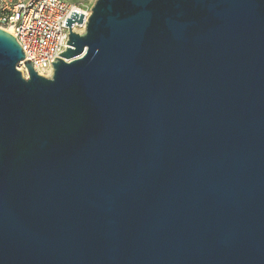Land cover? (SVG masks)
Masks as SVG:
<instances>
[{"label": "water", "instance_id": "1", "mask_svg": "<svg viewBox=\"0 0 264 264\" xmlns=\"http://www.w3.org/2000/svg\"><path fill=\"white\" fill-rule=\"evenodd\" d=\"M66 26L50 78L0 28V264H264V0Z\"/></svg>", "mask_w": 264, "mask_h": 264}, {"label": "built area", "instance_id": "2", "mask_svg": "<svg viewBox=\"0 0 264 264\" xmlns=\"http://www.w3.org/2000/svg\"><path fill=\"white\" fill-rule=\"evenodd\" d=\"M73 12L85 15L86 21L91 14L63 0H0V28L16 38L34 70L50 78L56 58L69 48L66 22ZM80 27L74 24L73 30Z\"/></svg>", "mask_w": 264, "mask_h": 264}, {"label": "rangeland", "instance_id": "3", "mask_svg": "<svg viewBox=\"0 0 264 264\" xmlns=\"http://www.w3.org/2000/svg\"><path fill=\"white\" fill-rule=\"evenodd\" d=\"M63 1L65 3H68V4L74 3V5H77L80 8V10H82L84 12H88V13H91L93 6L97 2V0H63ZM76 32L79 34H84L85 33V26L77 28ZM18 69L20 70L19 67H18ZM20 71L22 72L24 77H27V72L24 73L22 70H20Z\"/></svg>", "mask_w": 264, "mask_h": 264}, {"label": "bare ground", "instance_id": "4", "mask_svg": "<svg viewBox=\"0 0 264 264\" xmlns=\"http://www.w3.org/2000/svg\"><path fill=\"white\" fill-rule=\"evenodd\" d=\"M83 27H84V26H83ZM18 67H19L20 70H22L24 73L27 72V70H26V68H25V66H24L23 63H20ZM23 76H24V75H23ZM25 78H26V77H25Z\"/></svg>", "mask_w": 264, "mask_h": 264}, {"label": "crops", "instance_id": "5", "mask_svg": "<svg viewBox=\"0 0 264 264\" xmlns=\"http://www.w3.org/2000/svg\"><path fill=\"white\" fill-rule=\"evenodd\" d=\"M74 4V3H73Z\"/></svg>", "mask_w": 264, "mask_h": 264}]
</instances>
